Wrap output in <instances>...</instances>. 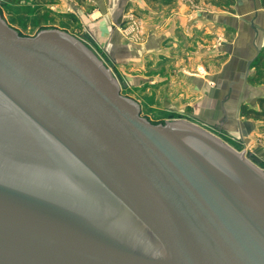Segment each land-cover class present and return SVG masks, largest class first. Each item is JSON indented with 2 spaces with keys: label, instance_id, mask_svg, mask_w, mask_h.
<instances>
[{
  "label": "water",
  "instance_id": "95a60500",
  "mask_svg": "<svg viewBox=\"0 0 264 264\" xmlns=\"http://www.w3.org/2000/svg\"><path fill=\"white\" fill-rule=\"evenodd\" d=\"M0 264H264V171L143 118L66 32L0 15Z\"/></svg>",
  "mask_w": 264,
  "mask_h": 264
},
{
  "label": "crops",
  "instance_id": "0c3cea01",
  "mask_svg": "<svg viewBox=\"0 0 264 264\" xmlns=\"http://www.w3.org/2000/svg\"><path fill=\"white\" fill-rule=\"evenodd\" d=\"M98 1L89 13L98 41L127 89L151 94L133 97L145 111L192 123L264 161V120L239 110H258L264 97V68L252 67L264 51L262 0Z\"/></svg>",
  "mask_w": 264,
  "mask_h": 264
},
{
  "label": "rangeland",
  "instance_id": "374dc122",
  "mask_svg": "<svg viewBox=\"0 0 264 264\" xmlns=\"http://www.w3.org/2000/svg\"><path fill=\"white\" fill-rule=\"evenodd\" d=\"M98 3V0H0V15L23 37H32L37 32L48 29L66 32L87 48L112 73L124 97L133 101H135L133 97L149 99L147 97L151 94H147L148 96L132 94L127 89L123 72L120 75L117 71L115 73L110 69L106 47L98 41L100 40V36L97 35L98 21L89 16V13L97 8ZM151 112L155 110L142 111L140 115L143 118L148 117L150 121H156L160 115ZM162 115L164 118L170 117L167 113ZM159 123L162 124L161 121ZM250 162L264 171V161L259 163V161L250 160Z\"/></svg>",
  "mask_w": 264,
  "mask_h": 264
},
{
  "label": "trees",
  "instance_id": "16d2710c",
  "mask_svg": "<svg viewBox=\"0 0 264 264\" xmlns=\"http://www.w3.org/2000/svg\"><path fill=\"white\" fill-rule=\"evenodd\" d=\"M151 1H161V2H169L170 0H151ZM264 3V0H262ZM252 67L255 68H264V51H260L258 55L252 62ZM258 110L252 109L247 105H240V114L246 118H252L256 120H264V97H261L257 100Z\"/></svg>",
  "mask_w": 264,
  "mask_h": 264
},
{
  "label": "flooded vegetation",
  "instance_id": "af4514ba",
  "mask_svg": "<svg viewBox=\"0 0 264 264\" xmlns=\"http://www.w3.org/2000/svg\"><path fill=\"white\" fill-rule=\"evenodd\" d=\"M137 103V105L139 106V111H140V114L142 113V111L144 112L145 111V107L144 106H142V105H140L138 102H136ZM158 119L156 120V121H154V120H149V118L147 117V118H145V119H147L149 122H151L152 124H159V121H161L162 123H164L165 121H166V119L164 118V117H162V116H160V117H157ZM171 121H173V120H171Z\"/></svg>",
  "mask_w": 264,
  "mask_h": 264
}]
</instances>
